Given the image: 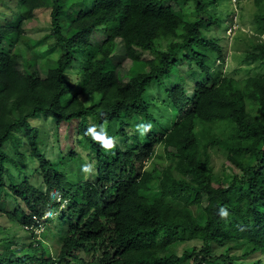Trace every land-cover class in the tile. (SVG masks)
I'll use <instances>...</instances> for the list:
<instances>
[{"label": "trees", "instance_id": "obj_1", "mask_svg": "<svg viewBox=\"0 0 264 264\" xmlns=\"http://www.w3.org/2000/svg\"><path fill=\"white\" fill-rule=\"evenodd\" d=\"M193 1L194 19L187 0H0V264H264V76L223 74L224 0ZM253 3L245 61L264 65Z\"/></svg>", "mask_w": 264, "mask_h": 264}, {"label": "rangeland", "instance_id": "obj_2", "mask_svg": "<svg viewBox=\"0 0 264 264\" xmlns=\"http://www.w3.org/2000/svg\"><path fill=\"white\" fill-rule=\"evenodd\" d=\"M93 4V0H90L88 3V7H91ZM210 11H214L211 7ZM3 11H6L7 9L5 7H1ZM218 14L223 15L225 20L222 23V26L217 27L216 25L208 28V35L209 37L215 39L218 41V43L223 47L224 54H225V61H217V65H219V68L223 70L224 75H230L238 80L246 79L250 76H264V65L258 61L254 63H248L245 61L246 57V42L248 40V36H252L254 34V23H253V17L255 13L257 12V8L255 7L253 0H224L221 4V6L217 7ZM183 12L186 18L194 19L198 15V10L195 6V3L193 0H187V3L183 7ZM235 14V15H234ZM232 15H234L233 24L232 21ZM49 20L50 15L47 11H41L39 13L38 20L33 21L32 23L27 25L28 31L26 38L30 43L40 40L43 38V36L48 33V27H49ZM264 37V35H263ZM31 45V44H30ZM168 46L167 42H164V48ZM37 50H44L47 48V43L41 44L37 47ZM34 50V49H31ZM32 52V51H31ZM35 52V50H34ZM145 58H150V54H145ZM130 61L125 60L122 68L128 70L130 68ZM20 66L22 71H26V63L24 60V57L20 59ZM125 72L121 74V79L124 82L128 81V77L124 75ZM156 98H158V101H156ZM153 101L158 103H161L164 98L157 95H155L151 98ZM166 111L164 107L160 106L159 113H163ZM167 112V111H166ZM168 114V113H167ZM68 130L67 127H62L60 132L62 134L61 136V144L63 147L67 146L69 144L68 140L64 137L65 132ZM109 131L108 129L106 130ZM49 133L52 135L53 130L49 129ZM73 138V137H72ZM54 141V138H51V142ZM53 148V150H52ZM51 148L52 153L54 151V147ZM78 152L81 153L83 157H86V152L83 151L81 147L77 145ZM212 163L215 169V172L217 174H221L224 169L226 171H229V167L226 165V156L223 152L214 150L212 151ZM166 160H164L165 163ZM0 224L4 226H10L12 225L8 219L1 214L0 212ZM13 227V226H12ZM15 228V227H13ZM21 229L16 227L15 233L18 234L20 238H24L25 234L20 231ZM40 231H38V234ZM1 237V236H0ZM196 242H189L186 245H191ZM185 246L181 245L178 246V251H182V248ZM215 250L216 253H220L224 251V247H218Z\"/></svg>", "mask_w": 264, "mask_h": 264}, {"label": "clouds", "instance_id": "obj_3", "mask_svg": "<svg viewBox=\"0 0 264 264\" xmlns=\"http://www.w3.org/2000/svg\"><path fill=\"white\" fill-rule=\"evenodd\" d=\"M138 127H140V126H138ZM93 131H94V129H92V128H89V130H88L89 133H91ZM93 137H94V139H97V140L101 141L102 142V146L105 149H112L115 146L114 141L111 138L95 137V136H93ZM222 215L223 216H227V212H222Z\"/></svg>", "mask_w": 264, "mask_h": 264}]
</instances>
